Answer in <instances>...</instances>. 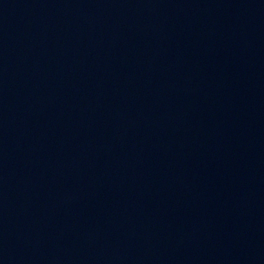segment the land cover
I'll return each instance as SVG.
<instances>
[{
	"label": "water",
	"instance_id": "obj_1",
	"mask_svg": "<svg viewBox=\"0 0 264 264\" xmlns=\"http://www.w3.org/2000/svg\"><path fill=\"white\" fill-rule=\"evenodd\" d=\"M0 264H264V0H0Z\"/></svg>",
	"mask_w": 264,
	"mask_h": 264
}]
</instances>
